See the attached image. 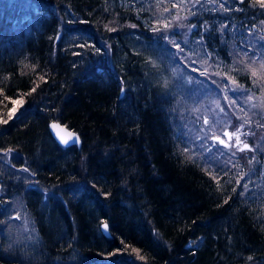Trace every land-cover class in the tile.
Returning a JSON list of instances; mask_svg holds the SVG:
<instances>
[{"label": "trees", "instance_id": "obj_1", "mask_svg": "<svg viewBox=\"0 0 264 264\" xmlns=\"http://www.w3.org/2000/svg\"><path fill=\"white\" fill-rule=\"evenodd\" d=\"M190 2L0 0V150L38 185H14L32 242L9 240L14 190L0 192V264H264V66L229 46L222 19L264 33V0ZM175 35L199 37L214 84L254 82L259 108L229 124L250 147L202 159L188 146L167 62L193 68ZM52 119L80 144L59 143Z\"/></svg>", "mask_w": 264, "mask_h": 264}, {"label": "rangeland", "instance_id": "obj_2", "mask_svg": "<svg viewBox=\"0 0 264 264\" xmlns=\"http://www.w3.org/2000/svg\"><path fill=\"white\" fill-rule=\"evenodd\" d=\"M131 1L147 7L149 2L151 3L149 5H153L156 2L158 5L152 7L155 11H159L164 2H166V0ZM174 1L184 6L188 4V0ZM219 1L191 0L189 4L193 10H200V8H209L210 6H223V3ZM222 19L228 29L224 40L229 43V46L239 49V44L244 45L247 49H251L253 56L256 55L264 66V33L257 32L254 28H242L240 24L235 23L230 17H222ZM221 34H224V32H221ZM173 39L177 45L179 55L193 68L186 71L177 62L171 63V66L169 61L167 62V67H170L172 72L170 73L172 79L175 78L174 88L180 113L178 126L182 131L181 133H184L187 139L186 142L190 143L188 146H191L193 153L200 158L224 155V151H227V149L231 150L232 145L228 144L226 147L225 144L218 142L216 136L222 134V130L225 127H229L230 122L233 121L234 114H244L250 109L259 108V92L254 90V82L249 88L244 84H236V80L231 79L230 76L228 77L230 81L225 84L223 77L221 79L217 78L216 84H214L215 78H213L212 83L208 79L209 76L206 75H209L208 71L211 70L212 63L215 62L208 59L210 54L207 49L200 45L199 37L191 36L187 40L182 36L175 35ZM187 43H189V46L185 45ZM158 58L163 60L161 56ZM230 63H232V60H230ZM163 65L165 66V64ZM227 69H223L224 71L222 72L225 74V78L229 75ZM162 77L172 80L167 75ZM220 87L222 88L221 90ZM223 102H226L228 106L224 105ZM261 139H264V134L259 136L258 141ZM10 155L11 150H0V192L5 193L6 184H10L13 187L12 190H14L10 197L2 201L6 207V232L9 233L11 242H32V235L35 233L32 216L25 206L22 194L18 192V188L14 185L20 183L23 185L22 188L29 185H38L34 178V173L25 165L11 163ZM42 191L45 193L43 189Z\"/></svg>", "mask_w": 264, "mask_h": 264}, {"label": "water", "instance_id": "obj_3", "mask_svg": "<svg viewBox=\"0 0 264 264\" xmlns=\"http://www.w3.org/2000/svg\"><path fill=\"white\" fill-rule=\"evenodd\" d=\"M121 89V93H122ZM53 125H55V127H53ZM50 132L52 134V136L61 144L63 145H68L72 143V140H75L76 138H78V142L76 143L77 145L80 144L81 139L79 134L77 133L76 130L70 128L69 126H67L65 123L56 120V119H52L49 121L48 123ZM69 133H71V137H69ZM241 135V130L240 129H231L229 127H225L222 130V134H218L216 136L217 140L219 143L221 144H228L229 143V139L234 136L235 140L234 143H238L239 142V148L243 149V148H248L250 147V144L248 141L243 140L242 138H240ZM64 141H68V144H65ZM107 224L106 221H102L100 223V227L101 230L103 231L104 234L109 235L110 231L109 228H105L104 225ZM108 225V224H107Z\"/></svg>", "mask_w": 264, "mask_h": 264}, {"label": "snow or ice", "instance_id": "obj_4", "mask_svg": "<svg viewBox=\"0 0 264 264\" xmlns=\"http://www.w3.org/2000/svg\"><path fill=\"white\" fill-rule=\"evenodd\" d=\"M19 103H21L20 101H13V104H19ZM16 108L15 107H13L11 110H10V112H9V115L10 116H13L15 113H16ZM0 123H3L2 121H0ZM53 127H55V125H53ZM71 133H69V137H71ZM78 142V138H76L75 140H72V144L74 145V144H76ZM64 143L65 144H68V141H64ZM104 227L105 228H107L108 227V225L107 224H105L104 225ZM141 259H143V257H141Z\"/></svg>", "mask_w": 264, "mask_h": 264}, {"label": "flooded vegetation", "instance_id": "obj_5", "mask_svg": "<svg viewBox=\"0 0 264 264\" xmlns=\"http://www.w3.org/2000/svg\"><path fill=\"white\" fill-rule=\"evenodd\" d=\"M240 138H242L243 140H245L244 137L242 136V134L240 135ZM235 140H237V139H235V137L232 136V137L229 139V145L234 144V141H235Z\"/></svg>", "mask_w": 264, "mask_h": 264}]
</instances>
